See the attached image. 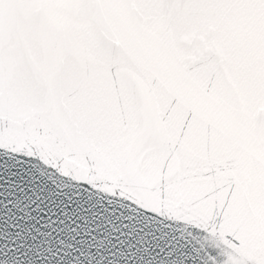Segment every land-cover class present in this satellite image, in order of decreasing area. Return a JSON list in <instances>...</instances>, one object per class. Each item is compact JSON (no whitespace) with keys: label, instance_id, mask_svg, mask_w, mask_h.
<instances>
[{"label":"snow or ice","instance_id":"6c2138e0","mask_svg":"<svg viewBox=\"0 0 264 264\" xmlns=\"http://www.w3.org/2000/svg\"><path fill=\"white\" fill-rule=\"evenodd\" d=\"M0 264H264V0H0Z\"/></svg>","mask_w":264,"mask_h":264}]
</instances>
